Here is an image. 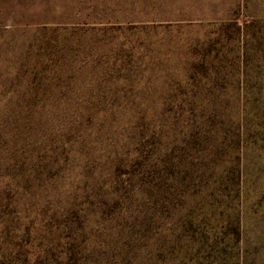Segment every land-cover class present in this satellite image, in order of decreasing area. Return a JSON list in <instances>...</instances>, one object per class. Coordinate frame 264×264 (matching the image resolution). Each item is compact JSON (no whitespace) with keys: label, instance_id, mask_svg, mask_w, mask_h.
<instances>
[{"label":"rangeland","instance_id":"obj_1","mask_svg":"<svg viewBox=\"0 0 264 264\" xmlns=\"http://www.w3.org/2000/svg\"><path fill=\"white\" fill-rule=\"evenodd\" d=\"M0 264H264V0H0Z\"/></svg>","mask_w":264,"mask_h":264}]
</instances>
